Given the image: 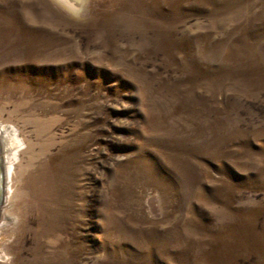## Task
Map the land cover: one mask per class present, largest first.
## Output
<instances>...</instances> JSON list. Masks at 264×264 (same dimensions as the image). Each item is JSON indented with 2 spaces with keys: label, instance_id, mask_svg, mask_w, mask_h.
Segmentation results:
<instances>
[{
  "label": "rangeland",
  "instance_id": "rangeland-1",
  "mask_svg": "<svg viewBox=\"0 0 264 264\" xmlns=\"http://www.w3.org/2000/svg\"><path fill=\"white\" fill-rule=\"evenodd\" d=\"M0 128V264H264V0H0Z\"/></svg>",
  "mask_w": 264,
  "mask_h": 264
},
{
  "label": "bare ground",
  "instance_id": "bare-ground-1",
  "mask_svg": "<svg viewBox=\"0 0 264 264\" xmlns=\"http://www.w3.org/2000/svg\"><path fill=\"white\" fill-rule=\"evenodd\" d=\"M0 144H1V147H2L1 156L3 158V168H4L5 176H6V169H5V163H4V161H5L4 153L6 152V154H9V156H10L11 155V151H12V149L14 147H13V145L11 143L10 138H9L8 131L6 129H4V128H0ZM5 200H6V188H5ZM4 204H5V202H4Z\"/></svg>",
  "mask_w": 264,
  "mask_h": 264
},
{
  "label": "water",
  "instance_id": "water-1",
  "mask_svg": "<svg viewBox=\"0 0 264 264\" xmlns=\"http://www.w3.org/2000/svg\"><path fill=\"white\" fill-rule=\"evenodd\" d=\"M76 3H80L81 0H71ZM2 153V147L0 144V218H1V212H2V207L5 202V188H6V176H5V171L3 168V158L1 156Z\"/></svg>",
  "mask_w": 264,
  "mask_h": 264
}]
</instances>
